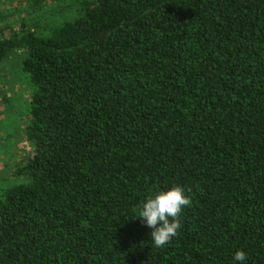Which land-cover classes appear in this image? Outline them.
Masks as SVG:
<instances>
[{"label":"trees","instance_id":"16d2710c","mask_svg":"<svg viewBox=\"0 0 264 264\" xmlns=\"http://www.w3.org/2000/svg\"><path fill=\"white\" fill-rule=\"evenodd\" d=\"M22 2L0 63L21 53L35 88L31 150L0 264H264V0ZM172 184L192 204L157 248L134 215Z\"/></svg>","mask_w":264,"mask_h":264},{"label":"rangeland","instance_id":"374dc122","mask_svg":"<svg viewBox=\"0 0 264 264\" xmlns=\"http://www.w3.org/2000/svg\"><path fill=\"white\" fill-rule=\"evenodd\" d=\"M12 1H15L14 6L23 3L22 0H0L1 14L12 13L13 10L8 7ZM21 15H24V10H21ZM34 89L27 73L22 69L21 53L13 54L0 63V190L2 191L10 187L14 181L17 182V179H13L17 167L15 165L31 150L23 130L28 120L27 109Z\"/></svg>","mask_w":264,"mask_h":264},{"label":"clouds","instance_id":"9594fccd","mask_svg":"<svg viewBox=\"0 0 264 264\" xmlns=\"http://www.w3.org/2000/svg\"><path fill=\"white\" fill-rule=\"evenodd\" d=\"M192 200L182 185L172 184L150 190L138 204L134 216L142 219L151 229V241L157 248H163L175 238L181 228V215ZM247 253L237 248L232 264H245Z\"/></svg>","mask_w":264,"mask_h":264}]
</instances>
